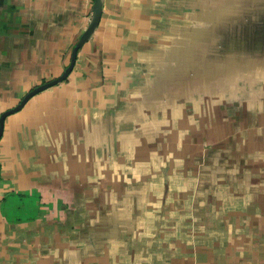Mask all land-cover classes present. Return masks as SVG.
<instances>
[{"label": "crops", "instance_id": "1", "mask_svg": "<svg viewBox=\"0 0 264 264\" xmlns=\"http://www.w3.org/2000/svg\"><path fill=\"white\" fill-rule=\"evenodd\" d=\"M94 1L0 0V117ZM0 264H264V0H101L4 118Z\"/></svg>", "mask_w": 264, "mask_h": 264}, {"label": "water", "instance_id": "2", "mask_svg": "<svg viewBox=\"0 0 264 264\" xmlns=\"http://www.w3.org/2000/svg\"><path fill=\"white\" fill-rule=\"evenodd\" d=\"M100 12H101V0H95L94 4H93V16H92V19H91L88 27L86 28V30L81 34V36L78 39V41L74 44L73 49H72V53H71L70 63L65 68V70L62 72V74L60 76H58L57 78L53 79V80H50L48 82H45V83L40 84L39 86L35 87L34 89H32L30 92H28L22 98V100L19 102L18 105L14 106L11 109L6 110L5 112H3L1 114V117H0V136L2 134L4 118H5L6 115H8L9 113H12V112L18 110L19 108H21L22 105L26 102V100L31 95L36 93L37 91H40V90H42V89H44V88H46V87H48V86H50L52 84H55V83L63 80L67 76V74L72 70L74 62H75L77 50L89 38V36L94 31L95 27L98 24L99 18H100Z\"/></svg>", "mask_w": 264, "mask_h": 264}]
</instances>
